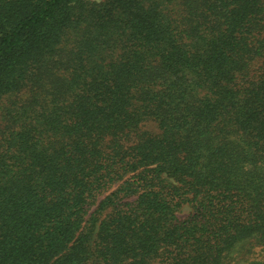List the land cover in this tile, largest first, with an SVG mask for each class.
<instances>
[{"label":"trees","instance_id":"1","mask_svg":"<svg viewBox=\"0 0 264 264\" xmlns=\"http://www.w3.org/2000/svg\"><path fill=\"white\" fill-rule=\"evenodd\" d=\"M243 246L264 254V0H0V264Z\"/></svg>","mask_w":264,"mask_h":264},{"label":"rangeland","instance_id":"2","mask_svg":"<svg viewBox=\"0 0 264 264\" xmlns=\"http://www.w3.org/2000/svg\"><path fill=\"white\" fill-rule=\"evenodd\" d=\"M101 1V0H94ZM190 210L188 208L183 209L179 212L178 216L180 219L184 220L189 216ZM263 254L262 251L250 246L239 247L233 255L230 257L231 264H246L253 258H260Z\"/></svg>","mask_w":264,"mask_h":264}]
</instances>
